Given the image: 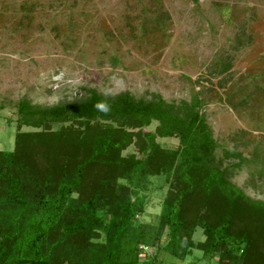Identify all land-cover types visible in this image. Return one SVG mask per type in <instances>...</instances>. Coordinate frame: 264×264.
Masks as SVG:
<instances>
[{
  "label": "trees",
  "instance_id": "obj_1",
  "mask_svg": "<svg viewBox=\"0 0 264 264\" xmlns=\"http://www.w3.org/2000/svg\"><path fill=\"white\" fill-rule=\"evenodd\" d=\"M200 103L94 90L49 107L20 100L12 150L0 151V264H184L193 251L214 264H264V202L229 180L247 160L223 151L237 162L221 166ZM129 145L134 154L122 156ZM147 176L166 185L154 224L136 220L146 198L136 181Z\"/></svg>",
  "mask_w": 264,
  "mask_h": 264
},
{
  "label": "rangeland",
  "instance_id": "obj_2",
  "mask_svg": "<svg viewBox=\"0 0 264 264\" xmlns=\"http://www.w3.org/2000/svg\"><path fill=\"white\" fill-rule=\"evenodd\" d=\"M86 90L174 105L196 96L221 166L237 162L223 151L247 160L229 180L264 202V0H0V151L12 150L20 100L49 107ZM133 152L129 145L121 155ZM136 184L146 197L136 220L154 224L163 177ZM193 239L202 240L199 230ZM198 258L193 251L184 264H214Z\"/></svg>",
  "mask_w": 264,
  "mask_h": 264
}]
</instances>
